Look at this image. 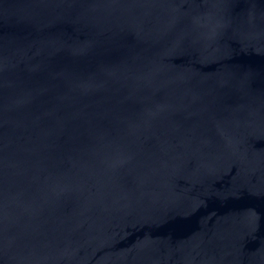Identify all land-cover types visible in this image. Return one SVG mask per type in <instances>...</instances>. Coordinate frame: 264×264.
<instances>
[{"label":"water","instance_id":"water-1","mask_svg":"<svg viewBox=\"0 0 264 264\" xmlns=\"http://www.w3.org/2000/svg\"><path fill=\"white\" fill-rule=\"evenodd\" d=\"M0 264H264V0H0Z\"/></svg>","mask_w":264,"mask_h":264}]
</instances>
